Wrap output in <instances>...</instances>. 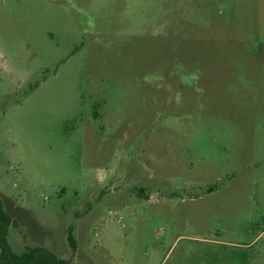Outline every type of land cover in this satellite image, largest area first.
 I'll use <instances>...</instances> for the list:
<instances>
[{
    "label": "rangeland",
    "instance_id": "1",
    "mask_svg": "<svg viewBox=\"0 0 264 264\" xmlns=\"http://www.w3.org/2000/svg\"><path fill=\"white\" fill-rule=\"evenodd\" d=\"M0 201L16 255L264 264V0H0Z\"/></svg>",
    "mask_w": 264,
    "mask_h": 264
},
{
    "label": "trees",
    "instance_id": "2",
    "mask_svg": "<svg viewBox=\"0 0 264 264\" xmlns=\"http://www.w3.org/2000/svg\"><path fill=\"white\" fill-rule=\"evenodd\" d=\"M13 220L3 209L0 201V264H68L67 261L59 259L56 255L44 248H26V251L16 255L10 248L7 236ZM67 241L72 250L75 249V239L72 229L68 230Z\"/></svg>",
    "mask_w": 264,
    "mask_h": 264
}]
</instances>
